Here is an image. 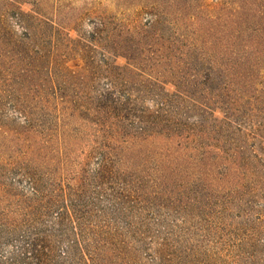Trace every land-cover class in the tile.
Masks as SVG:
<instances>
[{
    "label": "rangeland",
    "instance_id": "rangeland-1",
    "mask_svg": "<svg viewBox=\"0 0 264 264\" xmlns=\"http://www.w3.org/2000/svg\"><path fill=\"white\" fill-rule=\"evenodd\" d=\"M107 83L150 115L184 100L192 167L161 186L157 264H264V0H0V264H71L63 196L135 264L133 216L86 160L106 134L83 107Z\"/></svg>",
    "mask_w": 264,
    "mask_h": 264
},
{
    "label": "trees",
    "instance_id": "trees-1",
    "mask_svg": "<svg viewBox=\"0 0 264 264\" xmlns=\"http://www.w3.org/2000/svg\"><path fill=\"white\" fill-rule=\"evenodd\" d=\"M100 97L95 107L83 108L105 126L106 139H101V147H94L87 153L86 160L96 163L101 179L116 185L121 210L133 216V243L128 245L131 263H162L168 241L163 236V221L167 214L162 198L166 197L167 190L161 186L170 177L179 181L185 168L192 167L183 164L184 154L179 151L185 150L180 140L187 138L181 133L185 124H180L179 120L183 115L184 100L180 92L158 98V111L150 115L137 107L135 101L138 99L116 90L111 83L106 84ZM154 133L167 143L160 145L159 151L154 149ZM173 141L178 150L170 146ZM132 143L143 144L144 149L136 156L138 163L132 161L128 165ZM62 203L64 206L57 207V215L60 218L66 215L69 220L71 217L74 235L62 255H67L71 264H115V244L101 228L89 223L88 212L76 209L75 204L70 208L65 196Z\"/></svg>",
    "mask_w": 264,
    "mask_h": 264
}]
</instances>
